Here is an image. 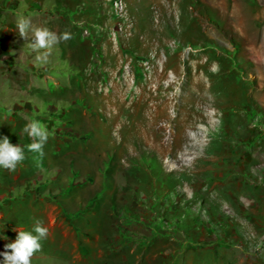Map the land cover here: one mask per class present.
<instances>
[{"label":"rangeland","instance_id":"1","mask_svg":"<svg viewBox=\"0 0 264 264\" xmlns=\"http://www.w3.org/2000/svg\"><path fill=\"white\" fill-rule=\"evenodd\" d=\"M21 17L70 38L38 65ZM263 39L264 0H0V136L25 152L0 251L40 220L30 264H264Z\"/></svg>","mask_w":264,"mask_h":264},{"label":"clouds","instance_id":"2","mask_svg":"<svg viewBox=\"0 0 264 264\" xmlns=\"http://www.w3.org/2000/svg\"><path fill=\"white\" fill-rule=\"evenodd\" d=\"M18 29L21 37H27L31 33L30 47L36 53L34 62L42 65L48 62L50 53L54 47L63 40L70 38L68 33L58 35L47 28L33 27L30 18L21 17L18 20ZM31 140L27 146L28 150L37 154L39 158L44 157V146L46 145L50 132L46 125L40 120L28 119L22 129ZM25 158L24 149L20 144L10 143L7 136H0V168L14 170ZM48 235V229L43 222L36 220L28 231H19L14 241L4 245V251H0V264H30V257L40 250L41 241ZM0 239L7 237L0 235ZM10 250V251H9Z\"/></svg>","mask_w":264,"mask_h":264},{"label":"bare ground","instance_id":"3","mask_svg":"<svg viewBox=\"0 0 264 264\" xmlns=\"http://www.w3.org/2000/svg\"><path fill=\"white\" fill-rule=\"evenodd\" d=\"M260 43V42H259ZM261 48H264V39H263V41H262V43H261V45H259Z\"/></svg>","mask_w":264,"mask_h":264}]
</instances>
